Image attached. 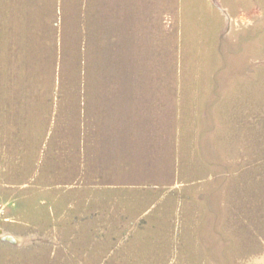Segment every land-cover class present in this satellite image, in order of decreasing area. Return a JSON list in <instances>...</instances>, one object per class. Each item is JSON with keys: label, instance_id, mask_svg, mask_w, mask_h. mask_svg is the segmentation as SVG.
<instances>
[{"label": "rangeland", "instance_id": "rangeland-1", "mask_svg": "<svg viewBox=\"0 0 264 264\" xmlns=\"http://www.w3.org/2000/svg\"><path fill=\"white\" fill-rule=\"evenodd\" d=\"M106 2L0 0V264H264V0L181 71L172 186L106 181Z\"/></svg>", "mask_w": 264, "mask_h": 264}, {"label": "crops", "instance_id": "crops-1", "mask_svg": "<svg viewBox=\"0 0 264 264\" xmlns=\"http://www.w3.org/2000/svg\"><path fill=\"white\" fill-rule=\"evenodd\" d=\"M106 6L98 47L106 81H92L95 94L85 95V112L105 120L106 181L172 186L181 71L190 67V54L218 53L225 14L234 22L251 17L254 0H107Z\"/></svg>", "mask_w": 264, "mask_h": 264}]
</instances>
